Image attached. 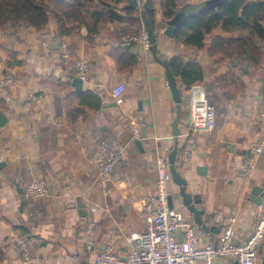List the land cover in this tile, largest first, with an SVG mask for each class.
<instances>
[{
	"label": "crops",
	"instance_id": "crops-1",
	"mask_svg": "<svg viewBox=\"0 0 264 264\" xmlns=\"http://www.w3.org/2000/svg\"><path fill=\"white\" fill-rule=\"evenodd\" d=\"M199 1L177 0L178 7ZM121 13L124 18L107 26L94 45L86 44L85 29L59 37L54 17L43 30L0 27V161L5 162L0 170V264H23L17 236L28 242L41 264H96L98 254L110 245L128 257L134 238L146 230L155 204L157 158L162 155L169 161L175 146L176 168L187 180L188 191L197 196V207L214 213L206 217L209 231L199 227L193 213L182 205L181 184L173 178L175 208L182 210L186 220L178 236L183 238L190 226L199 246L215 244L226 217L234 214L237 241L254 230L259 203L252 190L262 187L264 198V151L255 156L251 175L246 169L254 145L264 137L260 116L264 59L255 63L240 56L211 55L209 44L200 51L178 47L174 37L164 33L169 18L162 0L156 1L158 58L169 61L180 49L183 59L197 61L204 68L202 84L209 98L210 124L200 132L185 161L182 148L190 120L189 89L177 80L182 112L176 135L173 124L178 103L166 67L143 43L133 42L131 47L123 43L126 33L141 32L145 25ZM216 35L225 34L217 29L207 41ZM64 39L72 51L67 62L61 58ZM255 42L264 55V39L257 36ZM125 52L138 58L132 68L121 69L119 59ZM81 56L90 59L91 67L82 89H77L69 76H76L73 62ZM8 76L15 79L14 84L3 83ZM122 82L126 89L118 102L112 90ZM136 129L138 136H134ZM106 137L123 143L125 155L114 177L102 181L98 154ZM32 179H44L50 187V193L39 200L40 213L34 220L25 211L23 199L24 187ZM91 221L95 226L88 236ZM258 255L261 264L264 243ZM235 262V257L227 256L214 264Z\"/></svg>",
	"mask_w": 264,
	"mask_h": 264
},
{
	"label": "built area",
	"instance_id": "built-area-1",
	"mask_svg": "<svg viewBox=\"0 0 264 264\" xmlns=\"http://www.w3.org/2000/svg\"><path fill=\"white\" fill-rule=\"evenodd\" d=\"M125 44L141 42L152 51L151 38L146 30L128 32L123 36ZM72 51L69 42H61V58L69 61ZM75 75L85 79L91 61L87 56L74 60ZM4 84H14L12 76L6 77ZM126 89L124 82L113 87L112 93L118 102H122ZM31 98L38 96L31 94ZM189 125L185 133V143L182 148V158L188 161L197 142L200 132L210 124V103L203 84H194L189 88ZM264 122V105L260 113ZM139 135V129L134 136ZM264 151V137L254 145V156L247 161L246 173L251 175L256 168L255 156ZM125 145L115 137H106L101 141L98 154V176L102 181L114 177L117 164L124 158ZM158 176L156 181V200L147 218V228L133 240V250L128 257H122L113 245L101 251L96 264H214L217 258L233 256L238 264H259L258 252L264 243V200L259 204V216L253 232L246 238L236 240L237 215L226 217L222 234L217 243L199 246L196 232L186 226L184 237L179 232L186 225L182 210L170 204L171 181L173 175L167 158L159 155L157 158ZM50 193L49 184L44 179H32L23 190L24 207L31 219L39 215V200ZM95 223L91 221L87 228L88 236L92 234ZM17 246L21 249L23 264H41L40 256L33 252L28 242L22 236H17Z\"/></svg>",
	"mask_w": 264,
	"mask_h": 264
},
{
	"label": "trees",
	"instance_id": "trees-1",
	"mask_svg": "<svg viewBox=\"0 0 264 264\" xmlns=\"http://www.w3.org/2000/svg\"><path fill=\"white\" fill-rule=\"evenodd\" d=\"M156 1L139 0V5L135 7L130 6L128 0H0V27L10 25L20 29L23 26H32L37 30H43L50 18L54 17L58 22L59 37L85 29L86 44L94 45L107 26L124 18L121 12L143 25L141 11L145 3H148L145 8L147 17L155 29ZM162 2L164 15L170 19L178 8V2L177 0ZM217 29H221L225 35H216L208 42V35ZM241 32H247L248 36H227ZM257 36L261 40L264 39V0H228L224 4L206 8L199 14L189 17L177 28L174 39L178 47L183 45L200 51L209 44L211 55L222 53L227 59L240 56L249 62L261 63L264 55L262 47L255 42ZM119 62L121 69L132 68L138 62V58L133 53L125 52L120 56ZM169 63L177 80L180 79L186 88L202 84L204 81L202 64L183 59L180 49ZM221 84H225L224 81H221Z\"/></svg>",
	"mask_w": 264,
	"mask_h": 264
},
{
	"label": "water",
	"instance_id": "water-1",
	"mask_svg": "<svg viewBox=\"0 0 264 264\" xmlns=\"http://www.w3.org/2000/svg\"><path fill=\"white\" fill-rule=\"evenodd\" d=\"M227 1L228 0H201L199 2H186V3H184L183 5L179 6L176 9V12L173 15V17H171L170 19L167 20V27L164 29V33L167 36L173 38L177 28L180 27L181 25H183L188 20L189 17L199 14L202 10H204L206 8L217 7L221 4L226 3ZM128 3L130 6L137 7L139 5V0H128ZM147 5H148V3H145L144 8L141 11L142 19H143L145 28H146V30H147L150 38H151L153 53L158 58V56H157L158 37H157V34L155 32V29H154L151 21L147 17L146 10H145ZM131 46H132V43L129 45V47H131ZM158 60H159V62H161L166 67L169 85L172 89L174 99L178 103L177 115H176V118H175L174 124H173L174 125V133L176 135H178L179 134L178 124H179V121L181 118V112H182L181 90H180V87L178 85L177 78L175 77V75L173 74V72L171 70L169 61L168 60H162L159 58H158ZM69 78H71L72 84L74 86H76L77 89H82V87H83V79L82 78L77 77V76L74 77L72 74L69 76ZM144 134L145 133L143 132L142 137L144 136ZM138 143H140L139 140H138ZM176 157H177V147L175 146L173 148V150L171 151L169 164H170V169H171L174 180L176 182H178L179 184H181L180 193L182 195V205L183 206L185 205L187 207V209L191 213H193V217H192L193 221L199 227H201L205 231H209L210 228H209L208 222L206 221V217L211 216L214 213L209 212L204 207H202V208L197 207V204L194 201V199H196L197 196L196 197L193 196L188 191L187 180L181 176L179 170L176 168V165H175ZM4 166H5V162L0 161V170ZM262 192H263V188L258 187V186H255L252 190V193L254 195L253 199L259 204L264 199L262 196V194H263ZM170 204L172 207H175V198H174L173 194L170 195ZM80 206L82 207L83 204L80 203ZM235 264H238V262L236 261ZM261 264H264V259H263Z\"/></svg>",
	"mask_w": 264,
	"mask_h": 264
}]
</instances>
